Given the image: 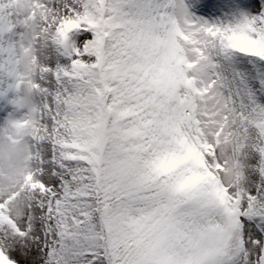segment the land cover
I'll list each match as a JSON object with an SVG mask.
<instances>
[{"label": "snow or ice", "instance_id": "1", "mask_svg": "<svg viewBox=\"0 0 264 264\" xmlns=\"http://www.w3.org/2000/svg\"><path fill=\"white\" fill-rule=\"evenodd\" d=\"M0 117V264H264V0H0Z\"/></svg>", "mask_w": 264, "mask_h": 264}, {"label": "rangeland", "instance_id": "2", "mask_svg": "<svg viewBox=\"0 0 264 264\" xmlns=\"http://www.w3.org/2000/svg\"><path fill=\"white\" fill-rule=\"evenodd\" d=\"M228 10H229V9L226 7L225 9L222 10V12H223V11H228ZM0 118H2V117H0Z\"/></svg>", "mask_w": 264, "mask_h": 264}]
</instances>
